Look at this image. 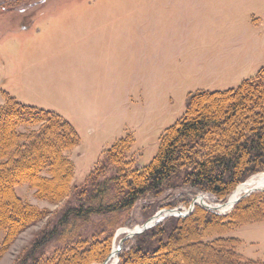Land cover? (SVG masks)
Segmentation results:
<instances>
[{"label": "rangeland", "instance_id": "1", "mask_svg": "<svg viewBox=\"0 0 264 264\" xmlns=\"http://www.w3.org/2000/svg\"><path fill=\"white\" fill-rule=\"evenodd\" d=\"M262 69L264 0H0V105L8 93L74 127L80 143L66 152L74 164L72 190L84 187L106 153L123 140H129L127 158L135 167L150 165L161 138L185 115L191 94L237 89ZM18 171L12 178L26 175L25 168ZM113 173L108 170L106 177ZM260 178L264 173L254 174L235 191L263 192ZM16 192L46 213L12 242L0 230V264H21L73 201L72 195L58 203L40 200L27 184ZM228 199L221 202L188 190L142 198L127 216H120L108 264H119L125 243L131 245L136 237L128 238L130 233L159 211L178 214L169 209L186 212L193 202L213 207ZM173 202L178 203L174 208H163ZM161 204L163 209L147 219ZM233 205L220 207L217 214H229ZM110 218H90L80 235L91 240L98 224L108 225ZM221 237L239 240L236 251L244 262L264 264V221ZM62 244L54 241L44 253Z\"/></svg>", "mask_w": 264, "mask_h": 264}, {"label": "trees", "instance_id": "2", "mask_svg": "<svg viewBox=\"0 0 264 264\" xmlns=\"http://www.w3.org/2000/svg\"><path fill=\"white\" fill-rule=\"evenodd\" d=\"M3 96L0 230L5 231L6 242L46 213L19 197L18 186L27 184L38 199L52 203L73 196L21 264L104 263L111 254L120 216L131 212L142 198L158 199L168 191L188 190L225 202L240 184L264 173V69L237 89L191 94L185 115L161 138L150 165L135 167L127 158L129 140H123L106 153L86 185L75 190L74 164L66 155L80 143L74 127L53 112L23 105L8 93ZM24 168L26 175L12 178L13 171ZM110 169L114 173L106 177ZM181 199L186 202L185 195ZM108 215V225L106 221L98 224L91 240L80 235L81 225L90 218ZM255 221H264V191L241 199L224 216L196 206L187 217H168L136 235L131 245L126 242L119 264H251L237 253L239 240L221 236ZM212 236L217 237L210 240ZM54 241L63 242V247L45 254Z\"/></svg>", "mask_w": 264, "mask_h": 264}, {"label": "water", "instance_id": "3", "mask_svg": "<svg viewBox=\"0 0 264 264\" xmlns=\"http://www.w3.org/2000/svg\"><path fill=\"white\" fill-rule=\"evenodd\" d=\"M253 193H254V192H251V193H249V194H247V195L241 197L239 200L236 201V203L233 205V207H234V206H235V205H236L241 199H243L244 197H248V196H250V195L253 194ZM231 196H232V195H231ZM231 196H230V197H231ZM230 197H229V198H230ZM201 198H202V197H201ZM228 200H229V199H228ZM226 203H227V202H226ZM197 205H200V204H195V202H193V203L190 205V208L188 209V211H186V212H181L179 208H176V209H170L169 211H179V213H178V214H176V213H171V214L167 215L165 218H163L162 220H160V221H158V222H156V223H153L154 218H155V217L157 216V214L159 213V212H158V213H157L153 218H151V219H150V220H149L144 226L140 227V230L136 231L135 234H134V236L143 233L145 230H147V229H149V228H152L153 226H156L157 224L161 223L162 221H164V220H165L166 218H168V217H171V216L178 217V218H184V217H187L188 215H190V214L194 211V209H195V207H196ZM223 205H225V203H224V204H217L216 207H212L211 205H206L205 203H203V204H202V207H203L204 209L210 211V212L217 213V211H219V210H220V207H222ZM233 207H232V209H233ZM220 214L222 215V213H220ZM128 238H132V237H128ZM123 242H124V240L121 241V244H120V250H121V248H122V244H123ZM110 258H111V256H110V257H109L104 263H102V264H108L109 261H110Z\"/></svg>", "mask_w": 264, "mask_h": 264}, {"label": "bare ground", "instance_id": "4", "mask_svg": "<svg viewBox=\"0 0 264 264\" xmlns=\"http://www.w3.org/2000/svg\"><path fill=\"white\" fill-rule=\"evenodd\" d=\"M261 182H263L261 185L264 187V180H262ZM256 190H257L256 188H249V189H241V188H240V189H237V190L232 194V196L230 197V199H229V201L226 203V205L222 207V209H223V208H224V209H229V208L233 205V203L236 201V198H237L238 196L243 195V194H248V193L254 192V191H256ZM202 204H203V203H202ZM213 207H216V205L213 206ZM171 213H173V212H168V211H161V212H159V213L157 214V216L154 218L153 223H156V222L162 220L163 218H165L167 215H169V214H171ZM162 215H163V216H162ZM138 229H139V228H137V230L133 231L132 234L130 233L129 236H130V237H133L134 234H135V232L138 231ZM139 230H140V229H139ZM115 262H116V260H115Z\"/></svg>", "mask_w": 264, "mask_h": 264}]
</instances>
